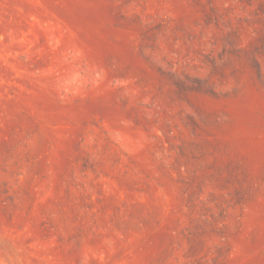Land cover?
Wrapping results in <instances>:
<instances>
[{
	"label": "rangeland",
	"instance_id": "1",
	"mask_svg": "<svg viewBox=\"0 0 264 264\" xmlns=\"http://www.w3.org/2000/svg\"><path fill=\"white\" fill-rule=\"evenodd\" d=\"M0 264H264V0H0Z\"/></svg>",
	"mask_w": 264,
	"mask_h": 264
}]
</instances>
